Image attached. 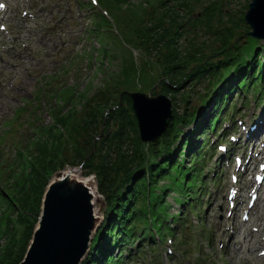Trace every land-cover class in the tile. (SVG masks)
I'll return each instance as SVG.
<instances>
[{
  "label": "rangeland",
  "instance_id": "obj_1",
  "mask_svg": "<svg viewBox=\"0 0 264 264\" xmlns=\"http://www.w3.org/2000/svg\"><path fill=\"white\" fill-rule=\"evenodd\" d=\"M34 1H23V6L20 5L13 15L24 22L12 20L10 29L0 35L2 43L7 42L5 34L10 37L9 41L2 46V49L0 47V175H3L4 179L2 180H5V183L8 180L9 173L11 175L19 167L17 162L18 150L15 145L24 148L27 154L29 150L32 151L29 145L30 140L32 144L33 136L37 140L38 136L43 134L41 129L44 126L53 124L58 111H65L68 115L71 114L73 117L72 124L78 128L81 126V118L87 110L92 108L97 110L98 107L94 104V100L102 91L109 95L113 104L119 103L121 97L124 94L127 95L125 93L127 91H142L151 93L153 96L164 94L161 92L160 82L162 78L166 77L165 75L161 76L164 65L159 63L158 54L159 49L164 47L163 42L156 44L158 45L156 47L152 38H150L151 43L148 45L139 36H142L146 27L151 28L156 25L158 20L155 19L164 9L165 4L163 2L165 0H157L156 4L153 3V0H98L99 7L106 12V16L103 17L99 14L100 8L89 4V0H42L48 3L47 8H44L41 2L31 5ZM214 1L220 8V15H217L216 19L218 20L212 25L221 29V31H233L235 34L230 38L231 47L234 46L233 48L239 51L238 55L244 56L248 51V48L246 49L248 42L244 38L251 39V42L254 38L250 35L252 29L249 28V24L242 22V17L245 18L248 6L254 0ZM174 2L173 0H167L168 5L174 4ZM209 2L210 0H202V3L196 2L195 7L193 3L194 10L190 17H200L202 8L208 5ZM24 8L28 13H34L36 17L34 18L31 14L23 15L22 10ZM53 23L56 25L55 28L49 29V25ZM164 23L165 27L171 25L169 18H166ZM237 25L240 27H237ZM156 28L162 30L159 27ZM205 28L209 29V26L205 25ZM205 28L201 30V33L195 35L198 44H189V47L196 48L197 53L202 51L203 48V56L209 55L210 57L207 59L214 63L218 60L217 58H220L218 57L220 55L224 56V59L230 57L231 53L226 51V48L230 45H227L224 39H218V36L204 34L203 30ZM173 29L171 28L172 31ZM40 36L44 40L49 36L53 39L54 44H52L51 49L45 48L44 44L40 43ZM147 36L149 37V35ZM257 40L259 41L256 43V48H260L262 52L264 50V37ZM184 41L185 39L182 37L177 42L181 50L187 47ZM200 43L203 47H199ZM5 45H13L21 55L18 53L8 55V51H2ZM217 52L220 53L217 54ZM211 79L207 77L200 79L194 85V92L189 97L183 96L181 92L177 95L176 101H173L170 95L165 94L172 100L175 113L183 114L186 108L188 110V106H191L190 110H199L198 104L202 102V96L208 83H212ZM183 90L191 91V87L185 86ZM186 100L188 103H186ZM238 102L242 106L241 112L244 115L251 112L249 116L247 115V118L243 117V121H246L245 126L252 124L254 122L253 116L257 115L260 109L256 108L249 111L248 108H243L244 101L242 99ZM101 109L99 110L104 112L106 116L105 121L108 118L110 120L108 124L105 122L99 124V135L94 137L92 160L96 167L103 164L115 166L122 154L127 156L132 152L134 133L131 134V138L125 146L120 148L111 145L113 143L110 144L108 138L118 129L119 124L112 119L111 112L107 111L106 108ZM113 109H117L116 106H111L112 111ZM130 112L135 115L133 108ZM195 126L196 124H192L193 128ZM245 126H238V130H231L230 134L236 137L239 136L241 131H245ZM187 129L189 131V128L185 130L187 131ZM73 133V136L78 138L81 143L91 141L93 138V136L91 138V134L82 129L79 132L73 130ZM262 136L264 140L263 133H260L258 139ZM228 140L226 139V141ZM239 142L242 143L238 146V151L240 154L245 153L244 158H248L249 154L259 148V145L256 146L254 143L246 151L244 138L241 137ZM110 146L112 149H110ZM119 152H122L121 155ZM255 154L253 153V157L257 156ZM94 165L92 164V166ZM212 166L210 164L209 168H212ZM66 171L73 174V179L62 187L63 194H71L81 189L95 191L96 193V198L93 200L95 202L94 217H92V224L89 227L93 240L96 237L95 230L99 228L100 224L105 223L106 213L105 198L98 190V181L94 171H88L86 165L83 166L82 161L73 163L70 160L63 169L56 172L48 180L45 192L48 190L51 181ZM233 172L238 173L234 166L230 167V170L224 174L220 185L214 187L215 191L212 197L205 194L200 197L201 203L205 202L204 207L201 208L205 212L200 215L198 210L194 211L190 217L192 223L190 231L193 234H199L204 232L202 229L204 228L206 232L211 234L209 236L210 240L208 237L207 240L203 238V243H200L202 245L198 246L196 244L199 243H196L193 249L190 247L189 260L186 264H206L209 259V264H245L240 256L245 260H249L246 255V251L249 252L246 245H243L240 254L238 251V254H235L236 250L232 249L233 246L229 245L228 240L231 231L228 229L227 224L225 225L227 230L222 227L225 222L226 207L224 208V206L226 205L225 201H227L226 196L229 188L232 185L231 174ZM246 176L249 177L250 174L246 173ZM248 177L244 178L243 176L240 179V186H243ZM89 179L90 181L85 187L86 183L84 181ZM51 194L53 195L54 192L52 191ZM174 197H177V194L173 192L168 196L167 201L170 203L171 213L177 214L176 210L180 208L176 204L178 200ZM202 204L200 207H202ZM2 205H0V209L4 208ZM42 211L39 218L42 216ZM257 212L258 210H256ZM12 215L15 217L16 213L12 211ZM254 215L251 211L250 221L245 225L241 222V218L231 223L235 234L241 232L239 236H243V241L246 227L249 231V229L251 230L250 227L256 223ZM199 216L205 217L202 226L199 223ZM262 218L264 220V214ZM38 224L39 219L36 227ZM219 224L221 225L219 232H223L218 236L222 235L223 240L216 235L218 229L215 225ZM211 230L212 232H210ZM2 236L0 237V244L4 245L6 240L5 238L2 239ZM92 240L80 264L88 256L92 248ZM238 240L240 239L238 238ZM240 241L244 243L242 240ZM249 253L252 255L254 252L250 251ZM177 260L180 261V258H177ZM181 264H183V261Z\"/></svg>",
  "mask_w": 264,
  "mask_h": 264
},
{
  "label": "trees",
  "instance_id": "obj_2",
  "mask_svg": "<svg viewBox=\"0 0 264 264\" xmlns=\"http://www.w3.org/2000/svg\"><path fill=\"white\" fill-rule=\"evenodd\" d=\"M196 2L202 3V0H175L174 4L170 5L165 0L164 9L155 19L158 20L156 25L151 28L146 27L142 36H139L148 45L151 43L150 38L153 39L156 47L158 46L156 44L163 42L165 49L160 48L158 52L159 63L164 65L161 76L166 77L160 82L161 92L170 95L173 101H176L177 95L181 92L183 96H191L194 85L202 78L215 77L217 68L220 66V62L209 61L207 59L209 55L203 56V48L197 53L196 48L189 47V44H198L195 35L201 33L205 25L209 26V29L205 28L204 34L218 36V39H224L227 45H230L226 46L228 49L231 51L236 49L233 48L234 46L231 47L230 43V38L234 35L233 31H221L212 25L218 20L217 15H220L217 3L210 0L208 5L202 8L200 17L191 18ZM166 18H169L171 24L169 27H165ZM237 27L240 26L237 25ZM171 28H174L173 31ZM182 37L187 46L183 50L177 44ZM253 41L249 43L248 52L244 56L238 55L234 59L239 63L246 59L240 66L244 64L246 66V63L249 66V61L254 60L253 67L257 71V55L260 50L256 48L252 55ZM199 47H203L202 44ZM185 86H190L191 91H184ZM95 98L94 104L98 108L97 110L89 109L84 113L81 126L76 128L72 124L73 117L70 113L68 115L65 111H58L53 124L44 126L41 129L43 134L41 133L37 140L33 136L32 144L30 140L29 145L32 151L29 150L27 154L24 148L18 150L19 169L9 174L3 186L4 190L0 189V204H3L5 208L1 209L0 214V237L3 235L2 239L6 240L4 245L0 244V264L22 262L42 211L48 180L63 169L70 160L73 163L82 161L88 171H94L98 190L104 196L106 204L105 223L98 228L92 248L82 264H105L109 258L113 259L109 254L110 247L116 243H122L127 236H130L138 221L148 224V213H151L154 224L162 225L167 213L164 206L166 196L170 190L176 188L174 184L183 187L191 195L196 194L193 189L198 185L192 184V179L198 176V166L194 164L187 167L181 158L185 160L195 157L193 155L195 145L191 142V136L183 133V129L196 119L198 109L193 111L190 110L191 106H188V110L186 108L180 115L173 110V115L168 119L163 134L152 142L144 143L138 133L137 119L130 112L132 102L128 95L124 94L121 101L116 104L111 102V98L105 91L100 92ZM186 103H188L187 100ZM111 106H116L117 109L112 111ZM101 108L111 112L112 119L119 124L118 129L108 138V142L113 143L111 145L120 148L125 146L131 134L134 133L132 152L127 154L128 157L122 154L123 157L120 156L115 166L103 164L96 167L92 160L94 137L99 135V124L103 122L108 124L110 120L108 118L105 121L104 112L99 110ZM210 124H213L212 120ZM80 129L91 134L92 140L81 143L74 137L73 130L79 132ZM194 131L196 130L192 129V136ZM182 143L188 148L187 152L180 148ZM110 149H112L111 146ZM121 153L119 152L120 155ZM184 153L186 154L183 155ZM182 178L186 179L187 183H181ZM161 182L164 183L161 184ZM157 190L160 192L158 193ZM12 211L16 213L15 217ZM166 228L170 230L169 226ZM113 236L115 241L112 242Z\"/></svg>",
  "mask_w": 264,
  "mask_h": 264
},
{
  "label": "water",
  "instance_id": "obj_3",
  "mask_svg": "<svg viewBox=\"0 0 264 264\" xmlns=\"http://www.w3.org/2000/svg\"><path fill=\"white\" fill-rule=\"evenodd\" d=\"M246 18L254 29L251 34L264 37V0H254ZM126 94L132 100V108L138 121L141 140L151 142L160 137L167 127L168 119L173 115L172 100L165 94L153 96L151 93L142 91H127ZM136 97H140L144 101H155L159 98L166 100L167 111L158 136L144 138L142 135L141 113L143 114V112L138 109V105L141 103H137ZM46 193L47 191L44 194L42 205V216L45 214L42 228L37 232L38 226L36 227L27 253L20 264H75V258L84 248L82 237L92 224L91 206L84 194L75 195L74 193L71 196H65L55 192L46 199ZM42 216L39 218V222Z\"/></svg>",
  "mask_w": 264,
  "mask_h": 264
},
{
  "label": "bare ground",
  "instance_id": "obj_4",
  "mask_svg": "<svg viewBox=\"0 0 264 264\" xmlns=\"http://www.w3.org/2000/svg\"><path fill=\"white\" fill-rule=\"evenodd\" d=\"M136 101L137 103H141V105L140 104L138 105V109L140 110V112H143L144 114L143 115L141 113L142 115V122H141L142 128L141 129L143 133L142 135L144 136V138H152L153 136L157 135L161 129V125L163 122L162 120L167 111V102L164 98H159L155 101H148V100L144 101V100H141L140 97H136ZM72 176L73 174L70 173V171H66L61 176L52 180L47 188L48 190L46 193V199L51 197L52 191L54 193L58 192L61 195H65V196H71L74 193L75 195L84 194L87 196V200L92 210V217H94L95 202L93 200L96 198L95 191L81 189V190H76V192L71 193V194L62 193V187H64L66 184H68L73 179ZM89 181L90 179L84 181L86 183L85 187H87V183ZM259 213L262 215L264 213V208L260 210ZM44 218H45V214L44 216H42L41 221L38 224V228L36 230L37 232H39L40 229L42 228ZM247 229L245 230V237H244L245 239L243 241L244 243H242L238 239L234 243V249L236 250L235 254H238L237 251L240 254L241 248L243 247L244 244L246 245L247 250H249V252L250 251L254 252L259 246V243L261 244V242L256 237L253 238L254 242H251V243L249 242V239L251 238V232H249ZM91 239H92V235L90 234V230L88 229L85 231L82 237L84 248L82 252L75 258L74 260L75 264H80L82 257H84V254H86V252L88 251V247L90 245Z\"/></svg>",
  "mask_w": 264,
  "mask_h": 264
},
{
  "label": "snow or ice",
  "instance_id": "obj_5",
  "mask_svg": "<svg viewBox=\"0 0 264 264\" xmlns=\"http://www.w3.org/2000/svg\"><path fill=\"white\" fill-rule=\"evenodd\" d=\"M3 5H0V7H2Z\"/></svg>",
  "mask_w": 264,
  "mask_h": 264
}]
</instances>
